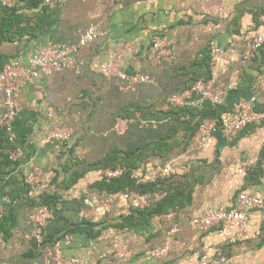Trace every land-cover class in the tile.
Returning a JSON list of instances; mask_svg holds the SVG:
<instances>
[{
  "label": "crops",
  "instance_id": "crops-1",
  "mask_svg": "<svg viewBox=\"0 0 264 264\" xmlns=\"http://www.w3.org/2000/svg\"><path fill=\"white\" fill-rule=\"evenodd\" d=\"M263 3L67 0L47 6L44 0H16L13 9L20 18L10 38L0 37V66H27L37 46L76 44L90 26L100 36L77 52L85 63L80 75L65 70L41 77L15 99V147L24 159L10 171L0 168V218L11 212L15 220L10 235H0V264H44V246L52 247L66 234L72 241L64 246L63 258L76 260L74 264H197L191 256L203 248L221 251L229 264H264V211L251 213L249 226L235 243L236 225L205 230L193 223L208 211L232 209L240 193L264 195V120L230 140L216 134L204 149L191 147L187 127L202 120L237 119L241 105L254 97L256 109L264 108V48L252 59L243 57L245 44L261 34ZM6 13L10 11L0 3V21ZM212 21L222 24L214 34L207 29ZM157 37L172 44L170 61L156 62L151 42ZM211 41L232 49L231 57L214 61ZM108 65L109 73L104 69ZM119 72L146 75L154 83L129 89ZM200 78L212 81L222 104L203 102L200 109L180 116L170 99ZM198 98L192 94V100ZM3 101L0 91V119ZM116 118L133 120L123 135L113 132ZM60 129L72 131L69 142L42 145ZM75 146L84 150V160L74 159ZM128 155L138 163L132 179L151 167L170 166L171 177L147 195L149 210L165 200L175 203L166 214L147 218L141 215L145 209L129 208L122 193L100 190L103 170L122 167ZM33 169L41 180L30 194L23 180ZM43 196L56 198L57 205L49 208L54 219L45 245L38 248L23 236L31 233L28 214L42 204ZM100 197L109 200L110 212L81 220L80 209L96 205ZM174 227L178 232L171 234ZM117 245L126 256L117 255ZM158 248H167V254L152 257Z\"/></svg>",
  "mask_w": 264,
  "mask_h": 264
},
{
  "label": "built area",
  "instance_id": "built-area-1",
  "mask_svg": "<svg viewBox=\"0 0 264 264\" xmlns=\"http://www.w3.org/2000/svg\"><path fill=\"white\" fill-rule=\"evenodd\" d=\"M16 0H1V6L6 9H12L15 6ZM67 0H44V4L52 6L57 2ZM125 2L126 0H118ZM259 21L261 25V34L251 39L245 44L243 57L246 60L254 58L260 50L264 48V3L261 7ZM222 27L220 22H208L207 29L210 34H214ZM100 33L95 26L88 27L81 35L76 44H48L47 46H37L33 55L25 66L19 62L0 66V91L3 93L4 101L2 103L3 115L0 119V128L5 129L7 142L11 145L9 150V159L14 163H19L24 159L23 153L15 147L16 136L13 131V123L17 118V110L15 107V99L21 94L26 85L31 81L44 76L61 71H71L76 75H80L85 63L76 57L77 52L92 43ZM152 46L156 50V62L170 61L173 57L172 44L166 37H157L153 40ZM210 54L214 61L218 59H228L232 55V49L220 48L214 41H211ZM111 66H105L104 69L109 73ZM119 78L127 84V88L134 89L141 84H153L151 77L146 75H127L118 73ZM192 94L199 98L192 100ZM256 98H251L249 101L241 105V114L239 118L226 119L223 122L214 123L209 120H202L195 135L191 139V147L193 149L208 148L216 134H220L223 138L230 140L247 127L251 125L261 124L264 120V112L256 110ZM203 102L210 103L214 106H219L223 102L222 94L213 87L210 80L198 79L192 86L183 93L174 96L170 99V103L181 109H200ZM133 123L132 119L116 118L113 132L117 135H123ZM72 131L69 129H60L51 132L42 142V145H57L67 143L72 138ZM73 157L76 160H84L85 152L81 147L73 148ZM260 168L262 171V181L264 182V157L260 160ZM127 170L124 167L118 166L115 168H105L103 170V178L106 180H114L123 177ZM171 177L170 166L157 165L144 171L136 178L138 185H145L157 181L169 179ZM41 180L40 172L33 169L23 180L26 187L29 188V193L35 191L36 184ZM148 194H141L137 190L125 189L120 196L126 205L134 210H144L149 207L150 201ZM236 204L232 209L219 208L206 212L202 218L195 220L193 223L201 225L205 230L220 229L230 225H236L238 230L237 239L247 229L250 224V215L253 211H264V195L240 193L236 197ZM110 203L106 197H100L96 205L85 204L79 211L81 220H91L95 216H102L110 212ZM168 217H173V212L168 214ZM54 219V213L47 206L42 204L34 207L28 214V221L32 227L29 234L23 237L25 240L35 242L38 248L45 245L46 229ZM178 228L174 227L171 234H176ZM72 236L64 235L57 240L52 247L44 246L45 261L44 264H74L76 260L67 261L63 258L64 246L70 245ZM118 256H126L120 252L119 245L116 246ZM168 252L167 248H158L151 254L152 257L165 256ZM191 261L197 264H229L226 257L219 250H211L203 248L201 251L191 256ZM180 261L177 264H182Z\"/></svg>",
  "mask_w": 264,
  "mask_h": 264
},
{
  "label": "trees",
  "instance_id": "trees-1",
  "mask_svg": "<svg viewBox=\"0 0 264 264\" xmlns=\"http://www.w3.org/2000/svg\"><path fill=\"white\" fill-rule=\"evenodd\" d=\"M22 2L25 0H21ZM35 5H37V2L35 3ZM8 11H10V13H6V17H4L2 19V21H0V37L1 38H10L11 36L9 35L10 30L12 28L13 25H15L16 20L19 19L20 17L17 16L15 9H8ZM207 80V79H206ZM197 80H195L194 82H196ZM174 110L176 111V113H178L180 116L182 115H186L188 114L190 111L188 109H177L174 108ZM257 111H263L264 112V108L263 109H256ZM182 113V114H181ZM220 124V122H218ZM200 122L195 125V126H191V124H188V129H190V133H191V138L195 135L198 127H199ZM187 129V130H188ZM11 149V145L8 144L7 142V135H6V131L3 128H0V168L4 167V168H8L9 171L11 170V168H16L18 166L17 163L12 162L9 159V150ZM133 157L132 155H128L124 161V165H122V167L126 168L127 172L126 174L119 178V179H114V180H104L103 182H101L98 186L100 188L101 191H105L106 193H122L126 188L132 189V190H137L138 192H140L141 194H152L155 191L156 186L158 185H162L161 181H157V182H153V183H149V184H145V185H138L136 183V179H132V177L130 176L131 172L133 169L138 167V163H133L131 158ZM264 157V156H263ZM262 157V158H263ZM127 160V161H126ZM115 168V167H112ZM261 172V178H262V171ZM28 188V187H27ZM27 192H29V188L27 190ZM26 192V193H27ZM57 199L56 198H52L51 196H43L42 198V204L44 206H47L50 209H53L56 207L57 205ZM173 202H170V200H165L162 201L158 206H156L154 209H145L146 212H141L142 216L145 217H152L153 215H163L166 214L168 207H174ZM143 211V210H142ZM15 227V220H14V215L11 212H8V214H4L1 218H0V235H5V236H9L10 235V231Z\"/></svg>",
  "mask_w": 264,
  "mask_h": 264
}]
</instances>
